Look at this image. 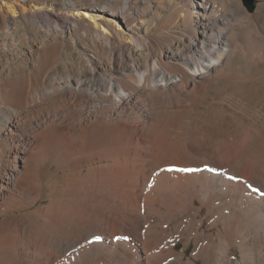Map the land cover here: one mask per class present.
<instances>
[{
    "label": "bare ground",
    "instance_id": "obj_1",
    "mask_svg": "<svg viewBox=\"0 0 264 264\" xmlns=\"http://www.w3.org/2000/svg\"><path fill=\"white\" fill-rule=\"evenodd\" d=\"M107 1L0 42V264H264V0Z\"/></svg>",
    "mask_w": 264,
    "mask_h": 264
},
{
    "label": "rangeland",
    "instance_id": "obj_2",
    "mask_svg": "<svg viewBox=\"0 0 264 264\" xmlns=\"http://www.w3.org/2000/svg\"><path fill=\"white\" fill-rule=\"evenodd\" d=\"M6 2V3H16L18 5V8L16 10L17 15L14 16L12 11L8 9L6 6H2L1 3ZM69 2H72L76 6L80 8H87L88 6H92L97 4L98 6H104L105 4H108L107 0H0V35H4L2 33H5L8 29L15 30V39L11 38L8 41L4 40L3 36H0V42H3V45L6 46L8 49H15L17 46H19L20 42H23V35L24 31L26 30L27 26L31 23V17L26 14V12L23 14L22 11H27L30 7L32 8L33 11H35V14H39L40 9H48L47 7L52 5L53 6V11H50L49 13L45 14V17L52 18L53 20L55 19L56 21L62 23V24H71L74 25L77 23V21H80L81 25H88L89 24V19L85 18L86 13L83 10H80L78 13H74V15L70 13V8H69ZM260 4V1L256 0L255 6ZM245 6V5H244ZM24 7V8H23ZM49 10V9H48ZM248 10V9H247ZM70 14V15H69ZM160 16L162 17V20L165 21L169 19V15L166 14L164 11L160 12ZM34 17V16H33ZM32 17V18H33ZM161 20V22H163ZM76 22V23H75ZM158 22L152 24V36H156L158 34V30L156 29ZM77 25V24H76ZM75 25V26H76ZM172 30L175 32H182L185 30V28L181 25H178L174 27ZM19 31V32H18ZM22 31V32H21ZM23 33V34H22ZM19 35V36H18ZM3 37V39H2ZM13 43L11 44L10 42ZM6 43L7 45H5ZM9 45V46H8ZM13 45V46H12ZM232 76V75H230ZM218 88V93L217 92H210L207 93L205 96V100L202 104L203 109L200 111H195L198 113H195L192 117V119L188 120L189 122L194 120H206L210 119L208 116L212 115L213 111H209L206 108L209 107V104L214 101V99H217L218 97L221 98L224 96V94L228 93L231 91L230 87L225 86V84L220 85ZM11 91V89H8ZM217 94H220L219 96ZM249 97L251 99V103L248 110V117H252L256 111V101L258 100V95L254 93L253 91L249 94ZM254 111V113H252ZM213 116V115H212ZM210 116V117H212ZM47 203L45 200H43L41 203H39V207L45 206ZM6 216L1 217L0 221L4 220ZM181 250L178 249V252ZM192 251V248L187 250V256L186 258H189V255ZM233 254L235 255L232 260L233 264H237L238 261L241 260V255L239 254L238 250H234Z\"/></svg>",
    "mask_w": 264,
    "mask_h": 264
},
{
    "label": "water",
    "instance_id": "obj_3",
    "mask_svg": "<svg viewBox=\"0 0 264 264\" xmlns=\"http://www.w3.org/2000/svg\"><path fill=\"white\" fill-rule=\"evenodd\" d=\"M244 1H245V4H246L247 8H248L250 11H253L254 8H255L256 0H244Z\"/></svg>",
    "mask_w": 264,
    "mask_h": 264
}]
</instances>
